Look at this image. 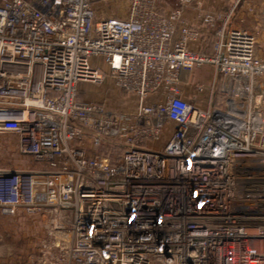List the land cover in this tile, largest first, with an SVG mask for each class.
Instances as JSON below:
<instances>
[{"label": "built area", "instance_id": "obj_1", "mask_svg": "<svg viewBox=\"0 0 264 264\" xmlns=\"http://www.w3.org/2000/svg\"><path fill=\"white\" fill-rule=\"evenodd\" d=\"M189 8L222 23L210 54L191 47ZM230 16L200 0H0V135L37 165L0 168V207L70 216L38 264H264V60ZM203 67L220 83L202 107L181 75ZM104 68L135 113L81 100Z\"/></svg>", "mask_w": 264, "mask_h": 264}, {"label": "rangeland", "instance_id": "obj_2", "mask_svg": "<svg viewBox=\"0 0 264 264\" xmlns=\"http://www.w3.org/2000/svg\"><path fill=\"white\" fill-rule=\"evenodd\" d=\"M212 5L215 11L229 10L231 16L229 28L241 29L254 36L256 55L264 60V0H200ZM118 11L111 10L110 16L126 17L127 4L121 1ZM100 82L83 85L79 96L81 100L104 104L107 108L125 114L136 111L138 100L128 92L119 89L107 68ZM189 82L183 88V97L192 100L197 97L194 87L203 85L206 96L205 103L211 97V92L219 89L220 78L213 70L203 67L187 73ZM84 88V89H83ZM217 96H214V100ZM19 138L13 134L0 135V168L9 170H32L36 164L19 150ZM69 214H59L52 209H42L35 212L24 208L0 207V264H38L44 259L51 261L56 255L53 245L56 241V226L62 222L68 223Z\"/></svg>", "mask_w": 264, "mask_h": 264}, {"label": "crops", "instance_id": "obj_3", "mask_svg": "<svg viewBox=\"0 0 264 264\" xmlns=\"http://www.w3.org/2000/svg\"><path fill=\"white\" fill-rule=\"evenodd\" d=\"M204 6L206 10L215 11L214 7H212V5L208 4L207 2L205 3ZM199 15L200 14H197L192 8L187 9L183 14L184 20L187 21L190 24V27L198 33V39L191 43V47L195 50H201L202 52H204L209 49V45H210L209 39L210 38L214 37V43H215L216 36H217V30L220 28L222 23L221 22L218 23L215 29H209L205 26L203 19ZM179 34H180V25H178L176 35L179 36ZM214 43L212 45L213 48H214ZM187 73H190V72H183L181 75L182 77L181 80H182L184 89H185V86L189 84L186 78ZM204 97L206 98V96L203 95L202 99ZM197 104L202 107L205 106L203 105L204 103L197 102Z\"/></svg>", "mask_w": 264, "mask_h": 264}, {"label": "trees", "instance_id": "obj_4", "mask_svg": "<svg viewBox=\"0 0 264 264\" xmlns=\"http://www.w3.org/2000/svg\"><path fill=\"white\" fill-rule=\"evenodd\" d=\"M209 43H210V45H209V49H208L207 51H204V52L207 53V54H210V53H212V51H213V47H212V45H213V43H214V37H212V38L209 39ZM109 148H110V147H109Z\"/></svg>", "mask_w": 264, "mask_h": 264}, {"label": "bare ground", "instance_id": "obj_5", "mask_svg": "<svg viewBox=\"0 0 264 264\" xmlns=\"http://www.w3.org/2000/svg\"><path fill=\"white\" fill-rule=\"evenodd\" d=\"M84 87V86H83Z\"/></svg>", "mask_w": 264, "mask_h": 264}]
</instances>
